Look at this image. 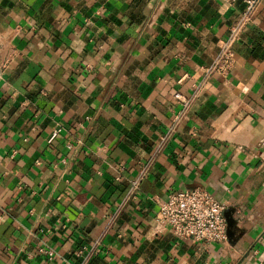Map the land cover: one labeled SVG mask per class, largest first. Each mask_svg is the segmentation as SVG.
<instances>
[{
    "label": "crops",
    "instance_id": "0c3cea01",
    "mask_svg": "<svg viewBox=\"0 0 264 264\" xmlns=\"http://www.w3.org/2000/svg\"><path fill=\"white\" fill-rule=\"evenodd\" d=\"M243 11L0 0V264H82L83 247L87 264H264V0L234 69L204 74ZM199 187L226 205V242L156 221L159 199Z\"/></svg>",
    "mask_w": 264,
    "mask_h": 264
},
{
    "label": "built area",
    "instance_id": "2783aa9c",
    "mask_svg": "<svg viewBox=\"0 0 264 264\" xmlns=\"http://www.w3.org/2000/svg\"><path fill=\"white\" fill-rule=\"evenodd\" d=\"M226 4L242 2L244 11L240 20L234 24L227 38L222 41L220 50L214 62L205 68V78L211 76H227L236 65L235 45L240 40L247 24L253 18L262 0H221ZM198 86L195 88V92ZM175 99L188 105V100L181 94H175ZM61 129L56 128L50 135L48 142L52 143L59 135ZM166 139V138H165ZM163 139V140H165ZM71 148V146H69ZM62 164L67 165L68 159H62ZM143 171L138 179L132 182V191L139 188L145 178ZM158 211L156 221L158 225L168 228L179 239H193L203 243H223L228 239L227 221L224 216L226 205L218 201L212 194L203 188H195L182 192H170L157 201ZM40 254L53 258L52 250L40 248ZM90 250L86 247L77 251V256L84 258L82 264H87Z\"/></svg>",
    "mask_w": 264,
    "mask_h": 264
},
{
    "label": "water",
    "instance_id": "95a60500",
    "mask_svg": "<svg viewBox=\"0 0 264 264\" xmlns=\"http://www.w3.org/2000/svg\"><path fill=\"white\" fill-rule=\"evenodd\" d=\"M227 217V222H228V225L231 226L233 224L231 218L229 217V215H225Z\"/></svg>",
    "mask_w": 264,
    "mask_h": 264
}]
</instances>
